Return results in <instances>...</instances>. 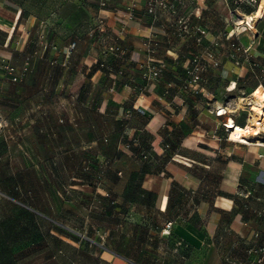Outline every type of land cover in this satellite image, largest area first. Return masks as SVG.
Listing matches in <instances>:
<instances>
[{"label": "crops", "instance_id": "crops-1", "mask_svg": "<svg viewBox=\"0 0 264 264\" xmlns=\"http://www.w3.org/2000/svg\"><path fill=\"white\" fill-rule=\"evenodd\" d=\"M262 1L230 13L222 0H181L177 14L153 16L145 0L105 6L96 0L91 26L64 20L78 29L62 45L3 49L29 70L19 82L0 72V196L25 201L30 226L50 233L47 244L30 227L18 241L48 245V264L58 263L54 240L60 251L68 246L69 228L92 231L104 247L91 254L96 264L143 263L133 257L139 234L142 247L170 250L166 264H249L256 256L249 248L264 247V146L226 138L218 122L228 116L240 126L251 123L236 99L264 89V13L254 16ZM5 15L0 22L8 21ZM179 18L191 26L182 37L175 33ZM35 23L32 15L21 17L25 38ZM229 32L233 37L225 38ZM147 39L166 68L154 89L138 95ZM232 40L247 51L231 57ZM108 42L126 48L125 58L105 53ZM209 47L220 65L204 72L208 93L163 94L189 58ZM118 68L123 74L113 80L110 71ZM224 103L227 115L216 116ZM258 136L264 140V131ZM100 171L103 181L96 184ZM37 214L48 215V228ZM70 215L85 222H70ZM60 259L77 257L63 252Z\"/></svg>", "mask_w": 264, "mask_h": 264}, {"label": "rangeland", "instance_id": "rangeland-1", "mask_svg": "<svg viewBox=\"0 0 264 264\" xmlns=\"http://www.w3.org/2000/svg\"><path fill=\"white\" fill-rule=\"evenodd\" d=\"M9 6H0V15H5L8 21L0 22V72L4 78L11 81L10 75L7 73L4 66L10 65L15 70H20L24 65L28 67L26 62L18 64L16 58L18 55L3 53L4 50H12L19 47H37L43 48L50 45H62L66 39L75 37L77 35V27H68L64 20L70 19L74 24L78 23V27L91 26V11L95 8L96 0H6ZM15 6V10L12 8ZM3 7L8 11L4 12ZM15 14L19 11L20 18L15 20ZM32 15L36 19V23L27 28V38L21 34L22 24H20L21 17ZM68 30L70 32H65ZM71 39V38H70ZM73 46V44L71 45ZM26 71V73L28 72ZM25 73V75H26ZM25 75L22 79H24ZM21 79V80H22ZM20 80V81H21ZM13 82V81H11ZM250 124V123H249ZM1 126V124H0ZM87 169V168H86ZM103 171H100L96 176V184L103 181ZM15 200L7 194L0 196V264H48V254L51 252L48 245L27 247L24 246V241H18V238H23L25 234L37 233L39 237L43 233L45 239L50 240V233L38 230L39 226L31 227L34 224V218L27 205H24L23 200ZM43 206L46 199L38 200V204ZM48 203V201H47ZM91 206V205H90ZM41 218L48 228V215L42 216L37 214V220L41 224ZM69 221L73 223L85 222L82 216H69ZM30 223V224H29ZM32 223V224H31ZM31 227V230H30ZM41 227V226H40ZM69 244L65 246V251H60L58 241H53L52 250L56 251V264H96L91 254L95 249L104 248L99 245L93 235L92 231L75 230L69 228ZM30 230V231H29ZM41 237V236H40ZM136 247L133 257L135 259H142L143 263L139 264H166L167 259L164 258L166 252L170 250L164 247V244L159 246H152L147 249L140 244V234L135 237ZM22 245H19V244ZM55 243H57L58 247ZM135 244V243H134ZM151 244V243H150ZM149 250V251H148ZM67 254L70 258L77 257L76 262L61 261L60 255ZM254 254V253H252ZM145 255V256H142ZM255 258V257H254ZM45 261V262H44ZM75 261V260H74ZM250 264V263H249ZM264 264V262L262 263Z\"/></svg>", "mask_w": 264, "mask_h": 264}, {"label": "built area", "instance_id": "built-area-1", "mask_svg": "<svg viewBox=\"0 0 264 264\" xmlns=\"http://www.w3.org/2000/svg\"><path fill=\"white\" fill-rule=\"evenodd\" d=\"M99 4L101 6H105L106 0H98ZM145 8L146 11L156 16L160 10H165L171 14H177L178 12V4L181 0H145ZM224 4L228 7L229 12L236 11L238 7H240L243 4H258L260 0H222ZM130 15V18H132V12H128ZM246 25L248 23L246 22ZM189 22L185 20L184 18H179L178 24L175 26V33L177 36H184L186 33L189 32L190 29ZM197 31L200 33H204V30H202L200 27H195ZM236 32L235 35H238L241 32ZM234 33H227L225 35V38H231L233 37ZM145 47V53H146V59L141 63L140 65V75L143 80V82L140 85H137L135 87L136 93L138 95L145 93L149 89H154L157 85V83L160 81L161 76L166 68V63L161 60L155 59V51H156V43L152 40L147 39L144 42ZM231 47L233 48V52L230 54L231 57H235V52L237 51H247V48H243L242 45L237 40H232L230 42ZM103 50L105 53H110L113 56L117 58H125L127 54L126 48H124L120 43L117 42H108L104 44ZM27 64V62L25 63ZM100 67L107 68L109 67L106 65L105 62L99 63ZM220 65V60L216 56V52L213 48H205L200 52H197L193 54L189 60L187 65L184 67L183 71L180 73H177L171 80H169L165 86L163 94L169 93L170 89H177L179 91L183 92H189L192 95L195 96H201L208 93V90L205 87V83L207 82V77L205 76L204 72L205 70L212 66V67H218ZM7 73L11 77V81L13 82H19L23 76L25 75L26 71L28 70V67L24 65L20 70H15L13 66L6 65L4 66ZM110 70V69H109ZM111 73H113L112 79L115 80L118 75L123 74V70L118 68L116 70H111ZM264 73V71H263ZM237 77H240V74L236 73ZM261 88L264 92V89L262 86L258 87L257 89ZM256 89V90H257ZM254 92H251L247 95H242L241 97H238L236 99V103L241 109L247 110V119H250V116L255 113L253 110L252 103L256 102L254 98ZM228 103V102H225ZM224 103V106L218 107L215 110L216 116H226L227 115V108L226 104ZM263 106H261L262 110H264V100L262 101ZM140 113H144L145 109L141 107L134 108ZM264 117L263 115H259V118ZM229 117L227 116L225 120H219V125L222 126L225 129L226 138L232 140L230 138V134L234 130V128L230 127V124L228 122ZM261 120V119H259ZM234 141V140H232ZM239 143H243L240 141H236ZM107 196L111 195V192H108L106 194ZM110 203L113 204L114 200L110 198ZM254 235H257L256 233ZM250 253H254L256 256L255 258L251 259L249 261L250 264H262L264 262V247H250L249 248Z\"/></svg>", "mask_w": 264, "mask_h": 264}, {"label": "bare ground", "instance_id": "bare-ground-1", "mask_svg": "<svg viewBox=\"0 0 264 264\" xmlns=\"http://www.w3.org/2000/svg\"><path fill=\"white\" fill-rule=\"evenodd\" d=\"M264 13V0L261 2L258 10L254 14L255 17H259ZM250 18L248 17V20ZM255 101L252 103L254 114L250 116V124L246 126H240L234 123V120L229 117L230 127L234 128L232 133L230 134V138L234 141H240L245 144H253V145H261L264 146V140L260 139L258 134L261 130L264 131V117L259 118V115L264 116V110H262L261 106H263L262 101L264 100V92L261 88L255 90L254 92ZM261 119V120H259Z\"/></svg>", "mask_w": 264, "mask_h": 264}]
</instances>
